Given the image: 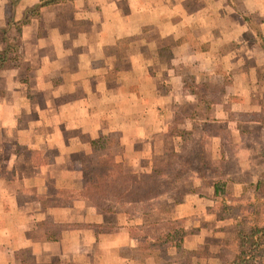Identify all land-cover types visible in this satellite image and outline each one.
Segmentation results:
<instances>
[{"label":"crops","instance_id":"1","mask_svg":"<svg viewBox=\"0 0 264 264\" xmlns=\"http://www.w3.org/2000/svg\"><path fill=\"white\" fill-rule=\"evenodd\" d=\"M239 1L264 15V0ZM229 2L56 0L19 28L41 0H0V53L5 36L21 40L0 69V264L234 260L240 216L230 211L264 199V49ZM199 75L212 81L205 92L186 86ZM110 136L114 160L160 183L85 196L92 141ZM196 147L203 169L161 184L160 165L190 162ZM249 223L264 226V215Z\"/></svg>","mask_w":264,"mask_h":264},{"label":"rangeland","instance_id":"2","mask_svg":"<svg viewBox=\"0 0 264 264\" xmlns=\"http://www.w3.org/2000/svg\"><path fill=\"white\" fill-rule=\"evenodd\" d=\"M229 3L234 8H236L238 10H242L243 17H244L245 21L249 25H251L255 30V33L254 34L250 33V36L253 35L254 38L256 37V39L259 40L261 46L264 49V15H257V13H252V12L249 13L250 10L245 9V7H247V5H249V4L251 5L252 2H241V1H239V2L233 3L230 0ZM257 3L262 4L261 0H258L257 2H255L256 8H257V5H256ZM236 6H238V7H236ZM243 9H244V11H243ZM246 13H248V14L246 15ZM162 50H163V53L165 56H169L172 53L167 48H164ZM190 71H191V68H190ZM192 76L195 77V75H192ZM199 76H200L198 78L199 83L196 82L197 79H192L191 81L187 80L186 86L190 85L189 86L190 89H192L193 86H198V89H200L201 92H205V88L201 87V82H203L204 84L207 85L208 83H211L212 81L209 80V76H205V75H199ZM217 91L218 90H216V92ZM212 130L216 131V129H212ZM252 132H254V131L252 130ZM225 135H226V133H225ZM230 136H233V135L230 134ZM117 141H118L117 136L116 137L110 136L109 138L106 137V139H103V143L98 146V148H99V152L97 153V154H99L98 156L102 155L104 152H107V151L111 152V154H109V156H115L117 154H120L121 147ZM259 149L264 150V145H261L259 147ZM184 150L185 149L181 150L182 156L186 157L187 153H183ZM255 150H256V148H255ZM256 153H258L257 150H256ZM257 155H258V158L260 159L259 163H261V165L264 167V159L261 158V155H259V154H257ZM199 156H200V150L196 147L194 150V153H193L194 160H192L190 162H184L182 160H180V161L172 160L169 162L162 163L160 165L159 171L166 172L168 176L166 178L162 177V183L161 184H165V185L170 184L171 185L174 183L185 182L187 180V177L185 176V172L187 169H189V167H193L197 170H202L203 164L200 162ZM122 164H123V170H122L123 172H116L117 179L113 178L114 179L113 180V186H115V188L117 190H120V192H125V195L129 194L127 190H128V187H130V186H133L132 195H136L135 190L139 187L140 184H142V182H145V183L147 182L148 183L147 186H150L153 184V182L159 181L158 183H160V181H161L159 179L156 180V178H147V179H143V181H140L139 179H137V177L135 175H132L130 173V171L127 169V167L124 165V163H122ZM185 164H188V165H186V167H184ZM104 167L105 166H102V167L99 166L98 168L100 170H102V169H104ZM227 167L229 170H236L237 162L231 161L227 165ZM117 169H118V171H120L119 167ZM105 186H107V183L103 182L102 188H105ZM147 188H149V187H147ZM118 196L119 195H117L116 197H118ZM226 196L232 197L234 195H231V193H228V194H226ZM106 197L107 196L101 197L99 202H101V199L106 198ZM112 197H115V196H112ZM234 197H236V196H234ZM250 198H251V196H249L247 198H243V200H236V204L234 205L233 209H231V211H230L231 214H234L235 216H240L238 218L239 225L236 226V232L237 233H238V231H247L249 229V227L251 226L249 221H251L252 218L254 221H258V220L263 218V215H264V199L262 197H256L257 201L247 202L248 200H251ZM255 203L257 205H254ZM169 226H171L173 228V230L176 234V237L179 238L183 235L182 229L180 228V222H176V223L173 222ZM230 245L231 244H227L226 247L230 248ZM238 249H240L239 248V241H238V246H236L237 251H238ZM248 256L250 259H249V263H247V264H264V240H262V242L259 244V246L257 248L252 249ZM183 261H185V260L183 259Z\"/></svg>","mask_w":264,"mask_h":264},{"label":"trees","instance_id":"3","mask_svg":"<svg viewBox=\"0 0 264 264\" xmlns=\"http://www.w3.org/2000/svg\"><path fill=\"white\" fill-rule=\"evenodd\" d=\"M55 1L56 0H41V5L32 8L25 19L22 22H19L20 24L18 25V27L20 28L22 25L28 23L31 19L32 14H35L40 6ZM5 39L8 44L7 48L0 53V69L9 66L8 63H10V53H12V55H17V53H19L18 46L21 42L20 38L17 36H5ZM103 139L104 138L93 140L92 144L94 148L99 150L98 146L103 143ZM109 154H111V152L107 151L100 155L98 157V164L95 167H93L91 164L85 166L87 172L84 177L85 186L82 193L92 199H97L95 200L96 202H99L100 198L103 196L116 197L117 195H119L118 197H122L123 195H125V192H120V190H117L115 186H113V180L117 179L116 172H123V164L114 160L113 156H109ZM99 166L105 167L104 169L100 170L98 168ZM116 167H119L120 171H118ZM103 182L107 183V186H105V188H102ZM237 239L239 241V253L234 258V260L229 262L228 264H247L249 263L250 259L248 256L250 251L254 248H257L262 240H264V226L253 224L247 231H238Z\"/></svg>","mask_w":264,"mask_h":264}]
</instances>
